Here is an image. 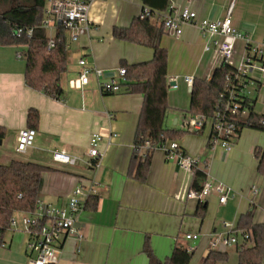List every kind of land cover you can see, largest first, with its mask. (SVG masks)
<instances>
[{
    "label": "crops",
    "instance_id": "1",
    "mask_svg": "<svg viewBox=\"0 0 264 264\" xmlns=\"http://www.w3.org/2000/svg\"><path fill=\"white\" fill-rule=\"evenodd\" d=\"M186 1L171 0L170 6L180 8ZM232 3L233 26L246 32L253 42L264 40V0H192V7L199 19H220L227 15ZM143 9L139 0L93 2L89 12L90 35L71 42L67 34L70 47L67 70L62 76L61 98L28 86L26 61L18 56L20 47L0 44V126L4 130L0 161L16 158L52 167L54 170L42 175L39 199L59 207L67 205L68 197L77 186L95 183L98 205L81 213L77 228L82 237L74 235L65 240L57 264H148L143 251L147 236L160 259L169 256L174 245L182 242L187 247L195 245L190 264H203L211 251V238L226 231L225 222L236 226L240 216L253 207L254 223L264 224V182L258 183L255 156L256 148L264 149L261 134L264 131L244 128L235 135L232 149L226 151L219 145L209 144V130L202 135V132L188 131L185 126L190 116L187 110L191 91L183 77L209 79L219 60L214 50L204 49L205 39L196 25H184L179 37L166 30L161 45L168 51L170 86L165 125L187 130L186 135L176 140L179 146L188 154L200 157V169L214 184L222 182L232 188L225 203L220 202V194L213 189L205 200L204 217L198 214L199 201L188 197L193 179L166 160L161 148L153 153L145 182L129 175L142 94L127 93L125 86L118 93H102L95 75L82 88L72 86L82 69L78 63L81 56L87 58L89 65L105 70L101 82L117 76L124 60L139 63L153 58L151 47L113 36L115 26H129ZM152 21L162 22L160 14L154 13ZM253 75L256 83L249 90L254 86L253 91L260 92L263 81ZM174 83L177 88L171 87ZM250 98L256 99V105L257 96L251 92ZM32 109L39 115L37 127H32L36 130L34 145L17 154L14 149L18 133L29 127L28 112ZM93 133L101 136L99 149L103 156L99 167L81 160L74 165L54 161L55 150L87 159ZM253 187L258 189L257 193ZM17 233L9 240L10 249L0 248V264H27V235L23 231ZM187 234H199L197 243L187 240ZM247 245L250 247L252 242ZM235 247L238 256L229 253L230 247L224 248L228 259L217 264H238L239 248Z\"/></svg>",
    "mask_w": 264,
    "mask_h": 264
},
{
    "label": "trees",
    "instance_id": "2",
    "mask_svg": "<svg viewBox=\"0 0 264 264\" xmlns=\"http://www.w3.org/2000/svg\"><path fill=\"white\" fill-rule=\"evenodd\" d=\"M48 0H15L9 8L0 14V44L20 47L18 54L26 61L25 82L28 86L43 90L46 94L61 98L62 76L67 70V33L63 28L57 30L56 45L48 49V34L41 25L44 17V8ZM144 9L133 18L127 27L115 26L113 36L126 42L151 47L154 50L153 58L139 63L122 61L126 69L127 93L143 95L142 108L136 128L134 154L129 167V175L136 180L145 182L148 179L152 156L156 148L170 140L181 139L188 133L187 130L166 127L168 104V51L161 45L162 36L166 29L163 22L152 21L154 13L164 11L171 0H139ZM148 9L151 14L146 15ZM19 28H33L31 37L26 34L17 36ZM235 68L231 64L223 63L213 71L211 77L194 78L193 89L190 93L189 115H213L220 103L221 95L225 92L226 75ZM105 94H114L107 93ZM244 106L249 110L247 116L238 121L237 134L244 128H253L264 131V114L255 111L256 99L245 98ZM38 112H28L29 127H37ZM198 133V132H196ZM4 130L0 126V139ZM150 146H146L147 143ZM255 156L258 159L257 172L264 176V149L256 148ZM52 167L30 161L11 160L9 163L0 161V246L6 245L5 233L10 228V220L17 213L33 212L39 199V190L42 175ZM207 179L204 170L198 169L190 185V191L200 192ZM98 198L93 195L88 198L86 208L96 209ZM205 202H199L198 214L204 217ZM254 208L243 213L236 226L237 233H247L249 238L245 242H252L250 247L239 249L238 264H260L264 257V224L254 223ZM143 251L148 258V264H190L194 250L177 242L169 256L160 259L150 244L147 236ZM228 252L211 250L203 264H217L227 261Z\"/></svg>",
    "mask_w": 264,
    "mask_h": 264
},
{
    "label": "built area",
    "instance_id": "3",
    "mask_svg": "<svg viewBox=\"0 0 264 264\" xmlns=\"http://www.w3.org/2000/svg\"><path fill=\"white\" fill-rule=\"evenodd\" d=\"M96 0H48L44 8V17L41 27L48 34V49L56 45V33L59 28H63L68 34L71 42L78 41L84 35H90L92 31V21L89 17L90 8ZM234 3L228 9L227 15L220 19H199L198 13L192 7V0H187L180 8L173 9L170 5L160 16L167 31L180 36L186 24H194L200 30L205 39L204 49L214 50L218 60L216 67L223 63L231 64L234 70L226 75L225 92L221 95L220 103L213 115H190L186 121V128L191 132H202L208 127L209 144L221 146L226 151H230L234 145V138L237 134L238 121L243 116H247L249 110L244 106L245 98H250L249 87L256 83L253 73L260 72L264 75V40L253 42L246 32L237 30L233 26L232 12ZM146 15L151 12L146 9ZM154 16V14H153ZM152 16V17H153ZM17 36L26 34L31 37L33 28H19L16 30ZM242 41L245 44L244 53L237 65L233 64L236 54V44ZM69 49V42L66 43ZM21 57V54H18ZM82 67L78 78L72 82L73 87L82 88L90 82V75H95L98 86L102 93H118L122 91L123 84L126 82V69L120 67L118 75L111 77L108 82H101L100 79L106 72L98 66L89 65L86 57L81 56L78 60ZM185 83L193 86L194 76L186 75L183 77ZM264 85V81L262 82ZM177 84L171 85L177 88ZM264 124V120L262 121ZM36 130L31 127L19 130L16 151L26 152L34 145ZM101 136L93 133L87 152V159L70 155L62 150L53 152V159L63 164L74 165L78 161L97 168L100 166L103 152L99 149ZM146 146H150L148 142ZM165 152L166 160L172 162L180 170L184 171L193 179L196 171L200 169L201 159L184 151L176 140H170L160 145ZM156 148V149H157ZM215 189L220 194V202L225 203L232 188L222 182L214 184L207 176L200 192L190 191L188 197L195 198L199 202H205L206 198ZM255 193L256 187L252 188ZM95 183L89 182L77 186L68 197L67 205L59 207L48 204L41 199L37 200L36 208L33 212L22 213V227L14 215L10 220V228L15 232L23 231L27 235L26 253L28 255L27 264H57L59 255L62 252L65 240L69 236L82 234L77 228V223L81 213L86 209V202L89 197L96 195ZM226 231L214 234L210 240V250H222L224 248L238 246L247 247V233H237L232 223L225 222ZM199 234H187V240L197 241ZM242 237V241L240 240ZM5 245V244H4ZM194 246H188L189 251H193Z\"/></svg>",
    "mask_w": 264,
    "mask_h": 264
},
{
    "label": "rangeland",
    "instance_id": "4",
    "mask_svg": "<svg viewBox=\"0 0 264 264\" xmlns=\"http://www.w3.org/2000/svg\"><path fill=\"white\" fill-rule=\"evenodd\" d=\"M14 3H15V0H0V14H1V11L9 8ZM238 42L239 43H237V47H236L237 53L234 55V61H233V63L235 65L238 64V62H239V60H240V58H241V56L243 54V43L241 41H238ZM253 76L258 77L257 79H261L262 81H264V75L261 74L260 72H256ZM253 88H255V87L253 86L250 90H251V92H252L254 97L257 96V104L255 105L254 109H255L256 112H258L260 114H264V85H262V89L260 90V92L253 91L254 90ZM251 92H250V94H251ZM181 117H182V115H181ZM207 133H208V127L205 130H203L201 134L205 135ZM261 134L264 136V132H262ZM14 151L16 152L15 149H14ZM16 153L18 154V152H16ZM12 159H16V158H12ZM21 161H23V160H21ZM2 162L3 163H9L10 161L5 159V160H2ZM260 182L261 183L264 182V176L258 175V183H260ZM15 215H16L15 216L16 219L19 222V226L22 227L21 218H22L23 214L21 212H17ZM13 233H14L13 236H17L18 235V233L15 232L13 230V228H9L7 230V232L5 233L6 245L0 246V248L5 247L6 249H10L9 240L12 237ZM240 240L242 241V237H240ZM195 243H197V241H195ZM192 246H195V245H192ZM228 251H229L230 254L232 253V254H235V256H238L236 254L237 250H236L235 246L228 248ZM260 264H264V257H263V259H262Z\"/></svg>",
    "mask_w": 264,
    "mask_h": 264
},
{
    "label": "water",
    "instance_id": "5",
    "mask_svg": "<svg viewBox=\"0 0 264 264\" xmlns=\"http://www.w3.org/2000/svg\"><path fill=\"white\" fill-rule=\"evenodd\" d=\"M193 87L191 86L190 87V91H192ZM2 143V140L0 139V144Z\"/></svg>",
    "mask_w": 264,
    "mask_h": 264
}]
</instances>
